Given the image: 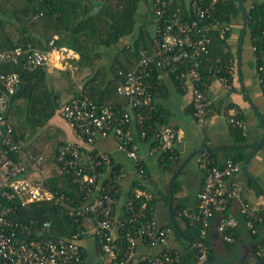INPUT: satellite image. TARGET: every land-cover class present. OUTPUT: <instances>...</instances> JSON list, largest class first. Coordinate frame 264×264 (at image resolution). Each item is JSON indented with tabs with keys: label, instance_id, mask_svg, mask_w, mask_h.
<instances>
[{
	"label": "built area",
	"instance_id": "1",
	"mask_svg": "<svg viewBox=\"0 0 264 264\" xmlns=\"http://www.w3.org/2000/svg\"><path fill=\"white\" fill-rule=\"evenodd\" d=\"M172 1L155 0L153 52L143 51L135 67L128 73H121L124 81L118 92L127 100L125 104L100 107L87 97H79L60 107V115L70 126L75 140L57 147L56 162L79 187L81 200L64 195L56 198L52 192L30 180L28 161L12 159V155L24 154V145L15 139L14 124L8 116L21 78L18 73H0V264H85V250L79 238L84 234L82 227H86L87 221L94 226V243L99 255L95 264L180 263L181 255L166 247L171 229L161 226L155 218V198L146 187L145 161L139 154L133 130L135 127L144 141L149 134L143 111L153 108L152 73L155 65L175 74L182 83L181 89L192 94L197 123L206 122L213 112L208 88L218 68L217 64L207 65L211 32L220 31L224 35L229 27L213 17L216 0L210 3L208 0H189L186 9L181 6L171 8ZM51 53L30 46L3 50L0 51V67L18 65L21 60H26L33 69L47 66ZM230 71L234 76V68ZM204 73L209 75L206 80H203ZM256 76L264 91V51ZM221 81L227 90L231 89L230 80L221 78ZM234 116L228 117L229 122L243 127ZM109 136L116 141L118 151L135 163L140 178L138 187L125 200H122L120 183L126 171L113 167L109 153L95 149L99 139ZM153 140L155 146L151 154L176 156L179 133L174 127H160ZM33 160L41 163L44 157ZM198 163L204 184L198 194L196 210L188 215L192 225H200V241L195 247L204 248L203 241L208 239L214 221L217 233L225 241L232 242V236L225 235V232L239 227V221L227 213L233 201L243 194V185L234 179L243 170V163L227 159L217 166L206 150L199 155ZM53 200L68 204V215L79 224L77 232L70 239L47 234L33 240L26 239L31 235L29 227L14 217V204L24 206ZM241 212L249 219L247 227L256 234L255 222L260 220L256 210L245 203ZM49 227V223L44 224L46 232ZM139 241L147 248L162 247V250L155 255L140 254ZM263 251L260 247V253Z\"/></svg>",
	"mask_w": 264,
	"mask_h": 264
},
{
	"label": "trees",
	"instance_id": "2",
	"mask_svg": "<svg viewBox=\"0 0 264 264\" xmlns=\"http://www.w3.org/2000/svg\"><path fill=\"white\" fill-rule=\"evenodd\" d=\"M153 1L155 5V0ZM210 1L208 0V3ZM140 2L141 0H0V51L16 47L28 48L29 46L44 53H51L61 48L71 50L79 55V59L74 60L79 70L89 69L91 72L86 77L82 88L74 94L72 99L87 97L100 107L125 104L127 100L118 92L119 86L124 81L121 73L131 71L140 60L143 51L148 54L153 52V36L151 37L150 33L143 27L138 28V35L136 34V18ZM183 2L184 0H173L171 8L175 9L180 5L186 9V4ZM214 7L212 14L215 16L213 15V17L223 25L231 26L234 20L241 17L244 27L247 28L246 39H248L254 55L252 66L257 71L264 51V7L261 5L253 6L247 13L246 22L239 0H218ZM241 36L242 32L239 40ZM230 38L231 30L226 31L224 35L220 31L211 32L212 43L207 65L217 64L218 68L210 81L213 78L218 80L226 78L231 81V68H234V72L237 73L238 50L237 48L235 51L230 49L228 44ZM126 39L131 42H125ZM109 50L114 51L109 66L99 67L101 63L104 64L108 55L105 51ZM46 67L41 66L33 69L27 65L26 60H21L18 65L0 67V73H18L21 78L20 86L12 97L8 116L14 124L15 139L21 142L24 147L31 145L34 138L47 130L50 122L59 119L61 96L55 90L51 82V75ZM165 75L170 77L181 89L182 83L175 77V74L155 65L152 73L154 103L159 82ZM208 77L207 73L203 74V80ZM154 103L153 108L143 111L146 126L150 130L145 141L154 139L155 132L160 127H173L166 123L164 115L154 111ZM190 113L194 117L193 98ZM234 117L242 122V117L239 114ZM229 129L234 144L225 150L224 159H232L235 162L243 163L245 166L250 155L238 148L247 143L243 128L234 126L229 122ZM58 146L59 144L54 149L53 163L60 176L59 174L51 175L42 183L32 179L35 183H40L42 187L52 192L56 198L64 195L75 200H81L82 195L79 187L69 174L61 170L60 165L58 166L56 162ZM206 151L216 160L217 166H221L222 162H219L218 154L212 149ZM176 152V156H160L158 162L163 172L174 175L182 166L179 151ZM38 156L40 155L34 158ZM11 157L14 160L28 161L24 154L12 155ZM144 165L149 177L146 162ZM112 170L110 169V171ZM182 173L183 171L179 176ZM31 175L29 173V178ZM180 188L178 177L173 184L172 212L174 222L169 209V189L165 194L159 193L167 209L165 223L160 225L171 229L172 234L169 239L176 244V248L170 250L181 255L179 264L201 263L198 252L204 254L207 263L219 264V256L207 244V239L203 241L204 248L195 247L200 241V225H192L188 215L196 210L198 197L197 202L194 203L188 197H177ZM157 200L155 198L153 202L154 208ZM14 206L16 207L14 217L29 227L31 235L26 238L28 240L37 239L43 234L70 239L78 230L79 224L68 215V204L63 200L36 202L24 206L15 203ZM229 214L228 212L227 215ZM262 216L261 220L255 222L256 234H253L252 230L247 227L249 219L241 211L236 216L239 227L228 229L225 232V235H231L233 238L232 242L226 241V243L232 244L231 249L235 248L234 242L239 240L244 233H248L254 244L256 261L264 259V251L260 253V247L264 249V236L262 235L264 215ZM45 223L50 224L48 232L45 231ZM82 230L84 234L79 238V243L84 249L86 247L85 240L90 238H87L88 235H86L84 226ZM86 256L85 251V260Z\"/></svg>",
	"mask_w": 264,
	"mask_h": 264
},
{
	"label": "crops",
	"instance_id": "3",
	"mask_svg": "<svg viewBox=\"0 0 264 264\" xmlns=\"http://www.w3.org/2000/svg\"><path fill=\"white\" fill-rule=\"evenodd\" d=\"M142 1L143 5L140 9ZM217 1L218 0H216V3ZM141 2L137 13V17L141 16L140 26L138 25L139 19L136 18L137 35L138 28L140 27H143L150 33L149 29L146 28V25L144 24V20H150L149 26H151V28H154L155 22L154 1L141 0ZM188 2L189 0H184L183 3L187 5ZM239 4L242 7L244 14V10L248 13V11L255 5H261L264 7V0H239ZM240 18L234 20L233 24L228 26L229 28L227 29V31L231 30V38L228 40L230 49L235 51L237 48L238 53L242 39L241 36V39L239 40L240 34L242 32L243 35L244 31L247 34V28L244 27V23ZM240 21L241 23H239ZM234 27L238 28V31H234ZM152 31L153 33H150L151 37L154 34V30ZM246 34L242 47H244L245 43L249 44L248 39H246ZM125 42L130 43L131 41L126 39ZM105 52L108 55L104 60V64L101 63L99 67H108L110 59L114 55V51L109 50ZM242 52L243 48L241 50V61L239 62L238 59L236 64L237 73L234 72V76H231V89L227 90L221 80L213 78L210 82L208 95L213 101V112L204 124L199 125L190 113L192 94L189 91L180 89L178 84L174 83L172 79L166 75L163 76L159 82V89L155 96L154 111L164 115L166 117V123L176 128L179 133L177 150L179 151L180 160L182 161L183 168L181 172L183 171V173L181 176L178 175L176 177V179L180 177L179 183L181 186L177 197H188L193 203L197 202L198 194L201 192L204 184L203 172L199 167L197 158H199V155L203 151L212 149L218 154L219 162H225L227 160L224 159L225 150L234 144V139L230 134L228 117L237 114L242 117L243 134L246 137L247 143L238 148L243 149L245 153L250 155V158L247 164L245 166L243 165L241 173L234 177L235 180L243 185L244 190L242 197L233 201L231 204L229 213L238 216L243 205L249 203L250 206L258 211L257 214L261 220L263 217L262 215H264V93L257 81L256 71L252 66V63L254 62L251 63L250 60H245L242 57ZM59 53L63 55L62 58L68 53L67 55L70 58L68 61L72 64L70 68L71 72L64 70L61 74L63 77H68L69 74H72V79H74L75 75L80 74L82 78H86L91 74L89 69L79 70L74 61L79 59V55L75 52L61 48L59 49ZM60 59V55H56L57 62ZM75 83H77V86L74 85L70 92L72 97H74V94L83 86V82L80 83V85L78 79ZM59 93L61 96L63 92L59 91ZM60 105L62 104L60 103ZM231 107L233 108L231 109ZM48 129L52 130V134L59 135V145L67 141L75 140L70 126L61 115H59V119L53 120L49 123ZM133 135L135 143L138 146L139 154L144 158L149 173L146 187L154 194V198H161L159 194L160 192L165 194L169 189L170 193L171 181L177 172L172 175L171 173L163 172L162 170L163 174L162 176L160 174L158 175L159 182H157L154 178V172L158 171V166L160 167L158 162L160 154L150 153L151 149L154 147V140L152 138L147 141L141 140L135 127ZM259 144L261 145L257 152H255ZM95 149L99 152L109 153L112 158L113 167L123 168L126 171V175L120 183L122 200H125L129 194L138 187V182L140 181L135 170V163L123 152L118 151L116 141L112 136L99 139L96 142ZM194 159H196L195 165L190 166ZM50 176L51 175H48L47 177ZM164 208H166V206H164ZM165 213L158 216L159 224L165 223ZM216 225L217 223L214 221L209 230V237L206 241L219 256V264H254L258 262L256 261L254 253V244L248 233H244L239 240L234 242L233 244L235 245V248L231 249L232 244L226 243L222 236L217 233ZM85 229L86 235H88L87 238H90L85 240L86 242L84 243L86 246L84 249L87 255L85 264H95L99 261V255L96 252L94 243V226L91 222L87 221ZM262 235L264 236V231H262ZM166 247L168 249H175L176 244L170 240ZM161 250L162 247L151 249L145 247L141 241L138 242V253L140 254L145 253L155 255ZM257 255L260 254L257 253ZM199 259H201V263L206 261L204 255Z\"/></svg>",
	"mask_w": 264,
	"mask_h": 264
},
{
	"label": "rangeland",
	"instance_id": "4",
	"mask_svg": "<svg viewBox=\"0 0 264 264\" xmlns=\"http://www.w3.org/2000/svg\"><path fill=\"white\" fill-rule=\"evenodd\" d=\"M142 5H143V1L140 4V9L142 8ZM146 16H147V14H146ZM140 17L139 16L137 17V19H139L138 20L139 26L141 25ZM149 22H150V20H148V21L144 20V24L146 25V28L149 29L150 33H153L152 30H154V28H151V26H149ZM239 23H241V21ZM237 29L238 28L234 27V31H238ZM242 48H243L242 57L245 60H250V62L252 63L253 62L252 47L248 43H245L244 47H242ZM67 54H65L64 57L62 58L63 55H61L57 51H53L51 53V55L49 56V63L46 67L48 72L51 75V82H52L53 86L55 87V90L58 93H59V91L63 92L61 95V101H60V103L62 105H63V103L65 104L66 101L74 98V97H72V94L70 92H71V88H73L74 85L77 86V83H75L77 81V79H78L79 84L82 82L84 83V81L86 80V78H82V76L80 74L75 75L74 79H72V76H71L72 74H69L68 77H63L61 75L64 72V70L71 72L70 68H71L72 64L68 61V60H70V58ZM56 55H60V57H61V59L58 62L56 60ZM76 77H78V78H76ZM70 97H72V98H70ZM46 129L47 130L41 132L42 133L41 135L34 138L31 145L24 147V154L27 157V159H29V167H28L29 173H30V175L32 174L30 177V180L34 183H35V181H33L32 178H34L38 182L42 183L47 178L48 175L59 174L58 169L56 168V166L53 163L54 149L59 144V140H58L59 135L58 134H52V130H49L48 128H46ZM37 155L44 156V162L42 164H38V163L34 162L33 158ZM183 159H184V156H183ZM195 162H196V159H194L191 162L190 166H192V165L194 166ZM159 174L162 176L163 172H162L161 167L158 166V171L154 172V178L156 179L157 182H159V179H158ZM179 179H180V177H179ZM40 183H38V185H40ZM164 203L165 202L162 199V197L158 198L157 203H156V211H155V218L157 219V221H159L158 216H160L166 212V208H164V206H165ZM86 240H88V239H86ZM91 248H92V246H91Z\"/></svg>",
	"mask_w": 264,
	"mask_h": 264
},
{
	"label": "water",
	"instance_id": "5",
	"mask_svg": "<svg viewBox=\"0 0 264 264\" xmlns=\"http://www.w3.org/2000/svg\"><path fill=\"white\" fill-rule=\"evenodd\" d=\"M241 4H242V2H241ZM244 20H245V22L247 21V12H246V10H244ZM245 34H246V32L244 31V32H243V35H242V39H241L240 50H239V53H238V59H239V62L241 61L242 43H243V40H244ZM260 145H261V144L258 145V148H256V151H255V152H257V150L259 149V146H260ZM182 168H183V166L177 171V173H176L175 176L173 177V179H172V181H171V185H170V193H169V208H170L171 217H172L173 221H174V216H173V212H172V211H173V183H174L176 177H177V176L179 175V173L181 172ZM197 252H198V251H197ZM198 257H199V258H202V257H203V254L200 253V252H198ZM205 263H206V264H209V263H207L206 261H205ZM254 264H264V259H262L261 261H258V262H256V263H254Z\"/></svg>",
	"mask_w": 264,
	"mask_h": 264
}]
</instances>
